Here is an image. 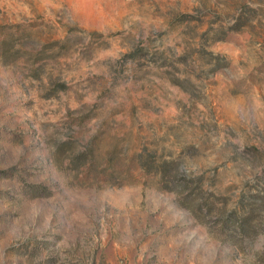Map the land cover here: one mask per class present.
<instances>
[{"label":"rangeland","instance_id":"obj_1","mask_svg":"<svg viewBox=\"0 0 264 264\" xmlns=\"http://www.w3.org/2000/svg\"><path fill=\"white\" fill-rule=\"evenodd\" d=\"M0 264H264V0H0Z\"/></svg>","mask_w":264,"mask_h":264}]
</instances>
